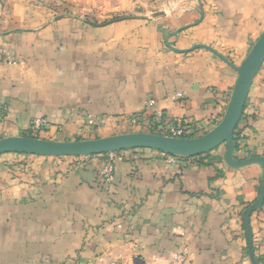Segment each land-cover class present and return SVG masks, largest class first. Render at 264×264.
<instances>
[{"label":"crops","instance_id":"0c3cea01","mask_svg":"<svg viewBox=\"0 0 264 264\" xmlns=\"http://www.w3.org/2000/svg\"><path fill=\"white\" fill-rule=\"evenodd\" d=\"M125 17L139 18L114 22ZM190 25L169 38L174 48L205 45L239 66L264 30V0H0V139L136 133L147 130L131 121L153 112L186 125L184 138L209 132L237 74L204 49L166 47ZM237 126L236 157H264V63ZM225 150L208 165L151 149L0 156V264H251L241 214L262 170L227 167ZM250 228L264 264V202Z\"/></svg>","mask_w":264,"mask_h":264},{"label":"water","instance_id":"95a60500","mask_svg":"<svg viewBox=\"0 0 264 264\" xmlns=\"http://www.w3.org/2000/svg\"><path fill=\"white\" fill-rule=\"evenodd\" d=\"M158 15H161V13L153 16L156 17ZM202 17L203 12L200 11V20ZM136 18L139 17H125L116 19L114 22ZM89 24L92 26H101L94 23ZM191 26L193 25L181 27L171 33L165 40L166 47L176 53H187L195 49H204L232 68L237 74L223 117L212 130L195 138L167 137L145 132L125 133L91 140L68 142L48 141L30 137H7L0 139V156L5 154H18L45 158L86 157L113 154L134 149H151L170 156L192 158L207 154L219 146L225 145L224 163L227 167L240 169L251 164H257L262 170L261 186L258 196L241 214L248 258L251 264H257L253 253L250 217L253 213L261 209L264 202V157L256 156L235 160L233 158V132L242 117L253 79L264 63V30L241 64L235 66L227 58L205 45H194L186 50L174 48L169 38L178 36L179 33Z\"/></svg>","mask_w":264,"mask_h":264},{"label":"built area","instance_id":"2783aa9c","mask_svg":"<svg viewBox=\"0 0 264 264\" xmlns=\"http://www.w3.org/2000/svg\"><path fill=\"white\" fill-rule=\"evenodd\" d=\"M154 102L150 101L147 104V109L153 111ZM45 126L43 120L34 121L30 127V132L33 134H39L42 131V128ZM131 126H140L141 128H146L147 131L152 132L153 134L167 136V137H178L184 138L189 136L190 129L183 123L175 122H166L160 115V113L153 112L150 120H144L142 122L133 120L131 121ZM169 161L174 162L176 157L167 155ZM113 175V165L111 162H108L107 165L101 172V177L105 182H109L112 179ZM182 257L177 255L174 259L175 263L181 261Z\"/></svg>","mask_w":264,"mask_h":264},{"label":"trees","instance_id":"16d2710c","mask_svg":"<svg viewBox=\"0 0 264 264\" xmlns=\"http://www.w3.org/2000/svg\"><path fill=\"white\" fill-rule=\"evenodd\" d=\"M138 132H140V133H142V132H149V131H145V130H140V131H138ZM150 133H152V132H150ZM23 137H30V138H37L36 136H34V135H32V134H30V133H28V134H25V135H23ZM233 140H234V154H233V158L235 159V160H238V158L236 157V153L238 152V150H239V131H238V126L235 128V130H234V132H233ZM76 141H79V140H76ZM216 150V149H215ZM215 150H213V151H215ZM132 151V150H131ZM213 151H211V152H209V153H207V154H204V155H200V156H196V157H192V158H187V157H179V156H174V157H176V158H178V159H181V160H188V159H193V160H197L200 164H211V163H214V162H216V161H219L220 160V158L219 157H215V156H212L211 155V153L213 152ZM118 153H120V152H118ZM106 155H108V154H102V156H106ZM166 155V154H165ZM249 157H252V156H250V155H248L246 158H249ZM62 158H64V157H62ZM65 158H67V157H65ZM71 159H80L81 157H70ZM221 175V173L218 171L217 172V176H220ZM256 260V259H255ZM256 262H257V260H256ZM257 264H258V262H257Z\"/></svg>","mask_w":264,"mask_h":264},{"label":"rangeland","instance_id":"374dc122","mask_svg":"<svg viewBox=\"0 0 264 264\" xmlns=\"http://www.w3.org/2000/svg\"><path fill=\"white\" fill-rule=\"evenodd\" d=\"M141 130H145V129H141ZM131 131H133V132H138L139 130H136V129H133V130H131ZM127 132H130V131H127ZM146 133H150V132H146ZM113 134H117V135H119V132H116V133H113ZM121 134H123V133H121ZM125 134V133H124ZM193 138V137H192ZM225 146V145H224ZM47 159H52V158H47ZM53 159H55V158H53ZM67 159H71L70 157H67Z\"/></svg>","mask_w":264,"mask_h":264}]
</instances>
